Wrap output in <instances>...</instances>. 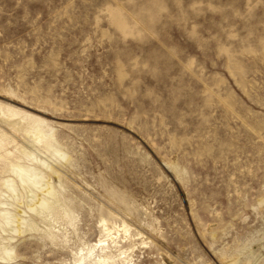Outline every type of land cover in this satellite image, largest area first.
<instances>
[{"label": "rangeland", "instance_id": "rangeland-1", "mask_svg": "<svg viewBox=\"0 0 264 264\" xmlns=\"http://www.w3.org/2000/svg\"><path fill=\"white\" fill-rule=\"evenodd\" d=\"M26 167L53 215L28 209ZM11 249L0 264H264V0H0Z\"/></svg>", "mask_w": 264, "mask_h": 264}, {"label": "bare ground", "instance_id": "bare-ground-1", "mask_svg": "<svg viewBox=\"0 0 264 264\" xmlns=\"http://www.w3.org/2000/svg\"><path fill=\"white\" fill-rule=\"evenodd\" d=\"M8 113L10 114L9 116L10 117H17L19 115L18 112H13L12 110H8ZM2 116H5V113L2 111ZM9 117V118H10ZM13 122V121H12ZM43 122L41 121H37L36 126H33L32 128V132L34 133L35 135V140L36 142L38 143H42L43 139L46 140L45 138H47L48 140V137L51 135V134H47L43 131V129L40 127V125L42 124ZM8 125H11L14 129H18L19 125H20V122H14V123H11V124H8ZM30 131V130H29ZM52 136V135H51ZM45 145V149L46 150H50V149H53L55 152H57L61 157L65 158V155H63L61 153V151L57 150L55 147H53V144L49 143V142H46V144L44 143ZM25 156L27 158H31L32 161H36V159L33 157V155L31 154H28V153H24ZM40 164L42 166H46L45 163H41ZM38 172V169L37 168H34V167H26V168H21V174L23 173L24 176H20V179L22 181V184L26 187V189L30 188L29 185L33 186V187H37V188H42V194H38L34 197V205H29L28 206V209L36 214L38 213H48V214H52L53 213H56L58 211L57 209V204L59 203V199L57 197V191H55L51 184L50 183H45L44 182V177H41L39 175H37L36 173ZM22 174V175H23ZM31 174V175H30ZM54 174V173H53ZM55 174L57 175V173L55 172ZM33 179V180H32ZM30 182H32L30 184ZM8 188L13 192V193H16L17 195V190L15 188V182L14 180H8L7 181V184ZM2 213V212H1ZM65 214H67V212H65ZM3 215L5 217V220L7 222V225L10 224V222H14L17 224V228L15 229V232L19 233L21 232V228L23 227L21 224L23 223L22 219L18 217H13V213L9 212V211H5L3 212ZM12 220V221H11ZM30 227H32V225H30ZM107 230V236L110 237L112 236V231ZM101 243V241H100ZM100 246H104V244L100 245ZM12 249L11 250H4L3 254L5 256L8 257L5 258L2 257L0 258L2 261H6V260H9V259H12ZM112 258L109 257V256H105V257H101L98 262L99 264H107L106 262L110 261Z\"/></svg>", "mask_w": 264, "mask_h": 264}]
</instances>
